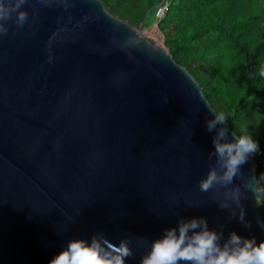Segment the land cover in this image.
<instances>
[{
  "label": "water",
  "instance_id": "95a60500",
  "mask_svg": "<svg viewBox=\"0 0 264 264\" xmlns=\"http://www.w3.org/2000/svg\"><path fill=\"white\" fill-rule=\"evenodd\" d=\"M0 264H49L72 240L151 243L201 219L221 248L264 241L251 154L231 183L213 140L237 135L165 47L101 0H0ZM24 13V20L19 14ZM157 25V24H156Z\"/></svg>",
  "mask_w": 264,
  "mask_h": 264
},
{
  "label": "trees",
  "instance_id": "16d2710c",
  "mask_svg": "<svg viewBox=\"0 0 264 264\" xmlns=\"http://www.w3.org/2000/svg\"><path fill=\"white\" fill-rule=\"evenodd\" d=\"M116 16L137 27L163 0H101ZM157 26L163 44L202 88L212 108L224 112L239 135L245 125L258 143L256 192L264 224V0H168Z\"/></svg>",
  "mask_w": 264,
  "mask_h": 264
},
{
  "label": "clouds",
  "instance_id": "9594fccd",
  "mask_svg": "<svg viewBox=\"0 0 264 264\" xmlns=\"http://www.w3.org/2000/svg\"><path fill=\"white\" fill-rule=\"evenodd\" d=\"M22 2L18 0V3ZM4 15V10L0 9V17ZM19 20H24L23 12L19 14ZM225 119L224 112L217 111L214 119L207 122L208 129L212 130ZM239 132L231 141L224 140L223 129L217 132L218 139L214 138L213 144L222 173L210 171L200 181L202 190H207L214 183H231L241 165L258 151V143L245 125L239 127ZM217 240V234L207 228L203 218L181 221L177 228L166 230L161 238L151 243L142 264H264V241L257 244L254 240L242 239L232 233L221 248ZM130 254L124 243L105 252L96 240L91 243L72 240L51 258L49 264H124Z\"/></svg>",
  "mask_w": 264,
  "mask_h": 264
},
{
  "label": "rangeland",
  "instance_id": "374dc122",
  "mask_svg": "<svg viewBox=\"0 0 264 264\" xmlns=\"http://www.w3.org/2000/svg\"><path fill=\"white\" fill-rule=\"evenodd\" d=\"M151 23L143 29V34L150 38L153 42L159 46L165 47L163 44V38L158 26L155 24L154 19L151 18Z\"/></svg>",
  "mask_w": 264,
  "mask_h": 264
},
{
  "label": "built area",
  "instance_id": "2783aa9c",
  "mask_svg": "<svg viewBox=\"0 0 264 264\" xmlns=\"http://www.w3.org/2000/svg\"><path fill=\"white\" fill-rule=\"evenodd\" d=\"M169 1L168 0H163L155 9L153 12V19L155 24L158 23L159 20H161L165 14L168 11L169 8Z\"/></svg>",
  "mask_w": 264,
  "mask_h": 264
}]
</instances>
